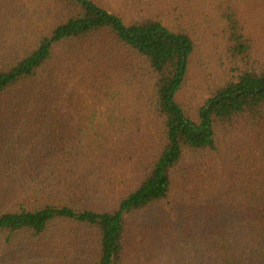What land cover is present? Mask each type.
Instances as JSON below:
<instances>
[{
	"label": "trees",
	"instance_id": "obj_1",
	"mask_svg": "<svg viewBox=\"0 0 264 264\" xmlns=\"http://www.w3.org/2000/svg\"><path fill=\"white\" fill-rule=\"evenodd\" d=\"M260 31L264 0H0V264H264Z\"/></svg>",
	"mask_w": 264,
	"mask_h": 264
},
{
	"label": "rangeland",
	"instance_id": "obj_2",
	"mask_svg": "<svg viewBox=\"0 0 264 264\" xmlns=\"http://www.w3.org/2000/svg\"><path fill=\"white\" fill-rule=\"evenodd\" d=\"M261 33L262 31L254 33V40L256 41L254 54H259L264 59V40H261ZM197 40L198 48L189 62L185 81L176 94L178 105L190 117L196 116L198 109L212 97L211 94L215 89L216 82L223 77V72L217 65L216 59L212 58L214 51H220V49L215 50L220 39L217 38L214 41L211 37H200ZM227 67L226 64V69Z\"/></svg>",
	"mask_w": 264,
	"mask_h": 264
}]
</instances>
